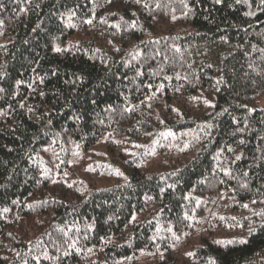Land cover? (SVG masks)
Here are the masks:
<instances>
[{
  "label": "trees",
  "instance_id": "1",
  "mask_svg": "<svg viewBox=\"0 0 264 264\" xmlns=\"http://www.w3.org/2000/svg\"><path fill=\"white\" fill-rule=\"evenodd\" d=\"M0 21V264H264L260 0H0Z\"/></svg>",
  "mask_w": 264,
  "mask_h": 264
},
{
  "label": "snow or ice",
  "instance_id": "2",
  "mask_svg": "<svg viewBox=\"0 0 264 264\" xmlns=\"http://www.w3.org/2000/svg\"><path fill=\"white\" fill-rule=\"evenodd\" d=\"M109 2H111V0H109ZM135 2L136 3H140L141 2V0H135ZM222 2V0H216V3H221ZM260 2H261V4H264V0H260ZM145 7H147V5L145 4ZM157 7H159V5H157ZM73 15H74V13H73ZM249 15H251V13H249ZM121 19H123V17H121ZM173 19H176V17L175 16H173ZM92 21L91 20H88V21H86V23H91ZM0 23H2V21H0ZM132 26L134 27L135 26V22H133V24H132ZM116 27H119V25H116ZM62 49L61 48H59V47H56L55 49H54V51H56V52H60ZM139 74V73H138ZM17 83L19 84V83H21L20 81H17ZM0 91H3V89H0ZM205 103L207 104V103H210L209 101H205ZM21 107H23V105H21ZM242 131V130H241ZM168 135H172V133H168ZM241 143H243V141H241ZM229 151H231V149H229ZM235 159L236 160H239L240 159V156H236L235 157ZM224 172H225V175H228V174H230L229 173V171L227 170V169H224L223 170ZM117 174L118 175H123V173H120L118 170H117ZM246 175V174H245ZM243 187H247V185L245 184V185H242ZM163 191V190H162ZM244 207H248L247 205H244ZM4 211L6 212V211H8V209H4ZM250 231H252L251 229H250ZM178 239V238H177ZM241 243H245L246 241H243V240H241L240 241ZM74 243L75 242H73V245H70V246H74ZM216 243H218V244H223V243H229V244H231V243H233V241H227V242H225V241H216ZM88 251L89 252H91L92 251V249H88ZM189 255H191V253H189ZM212 264H215V261H212Z\"/></svg>",
  "mask_w": 264,
  "mask_h": 264
},
{
  "label": "rangeland",
  "instance_id": "3",
  "mask_svg": "<svg viewBox=\"0 0 264 264\" xmlns=\"http://www.w3.org/2000/svg\"><path fill=\"white\" fill-rule=\"evenodd\" d=\"M60 153L59 149L53 150V151H48L45 155H44V159L43 162L44 164L48 167H52L53 166V162H54V158ZM147 257L145 256H141L140 259L141 260H146Z\"/></svg>",
  "mask_w": 264,
  "mask_h": 264
}]
</instances>
